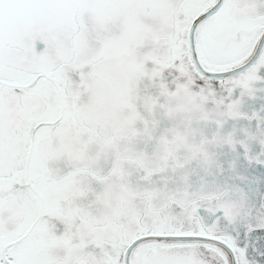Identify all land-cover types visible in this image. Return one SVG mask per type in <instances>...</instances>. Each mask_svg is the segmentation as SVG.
<instances>
[{
    "label": "snow or ice",
    "instance_id": "obj_1",
    "mask_svg": "<svg viewBox=\"0 0 264 264\" xmlns=\"http://www.w3.org/2000/svg\"><path fill=\"white\" fill-rule=\"evenodd\" d=\"M0 264H264V0H0Z\"/></svg>",
    "mask_w": 264,
    "mask_h": 264
}]
</instances>
